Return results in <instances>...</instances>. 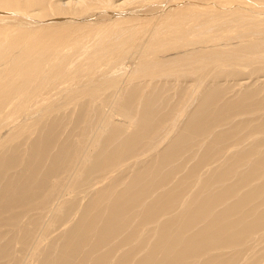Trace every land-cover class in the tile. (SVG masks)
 Here are the masks:
<instances>
[{
	"label": "bare ground",
	"instance_id": "1",
	"mask_svg": "<svg viewBox=\"0 0 264 264\" xmlns=\"http://www.w3.org/2000/svg\"><path fill=\"white\" fill-rule=\"evenodd\" d=\"M0 264H264V0H0Z\"/></svg>",
	"mask_w": 264,
	"mask_h": 264
}]
</instances>
